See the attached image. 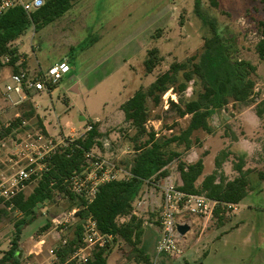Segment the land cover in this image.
I'll use <instances>...</instances> for the list:
<instances>
[{"label":"rangeland","instance_id":"374dc122","mask_svg":"<svg viewBox=\"0 0 264 264\" xmlns=\"http://www.w3.org/2000/svg\"><path fill=\"white\" fill-rule=\"evenodd\" d=\"M194 3L195 0H74L72 8L55 22L37 32L28 28L12 43L28 64L36 66L38 63L45 71L51 64L63 60L71 67V75L63 78L50 92L37 94L30 101L47 133L56 138L65 135L76 139L84 135L87 125L97 123L102 136L98 140L100 146L93 150L95 155L114 161L116 165L128 157L132 152L128 137L133 135V130L124 123L119 106L135 91L146 88L172 63L182 62L201 49L209 28L196 16ZM200 7L214 20L225 40L234 39L236 56L254 65L255 103L247 107L228 105L213 117L214 134L195 132L198 143L187 151L180 150L179 160L187 164L199 159L203 161L199 185L215 170V158L222 150L238 147L246 153L245 169L253 171V184L264 186L256 176V172L264 167V61L255 51L260 39L258 23L264 22V0H201ZM151 49H157L162 61L147 74L144 61ZM10 72V67L1 59L0 111L8 107L3 94L10 81ZM75 84L79 86L77 92L73 90ZM193 88L191 82L185 98L193 97ZM176 99L171 91L162 97L160 107L153 112V115H159V120L149 121L147 129L167 136L171 133L167 129L172 128L175 132L185 127L187 118L178 119L173 111L163 114L169 109V101ZM256 109L262 111L260 118L255 114ZM179 160L168 165L175 181ZM236 160V154L231 155L222 166L227 179L236 176L232 170ZM33 187L29 185L25 194ZM144 189L143 186L139 195ZM249 200L254 210L232 230L225 225L218 227L216 220L210 217L201 233L200 226L192 222L189 233L180 243L181 257L186 248L194 247L199 259L192 264H221L222 257L230 264H257L256 253L264 260V193L254 194ZM71 206L72 201L64 197L57 202L50 201L38 210L36 219L24 227L17 241L20 264H53L52 254L59 245L55 235L60 232L53 219L77 209L75 206L70 209ZM244 210L242 203L234 214L239 215ZM133 217L141 222L138 247L152 258L158 229L156 209L148 205ZM19 218V214H11L0 223V258L15 239L13 222ZM129 218H121L118 222L125 223ZM47 223L49 227L42 230ZM69 231L68 228L66 232L69 234ZM250 231L254 232L252 237ZM130 250L126 243L116 238L107 249V264H138L130 258Z\"/></svg>","mask_w":264,"mask_h":264},{"label":"trees","instance_id":"16d2710c","mask_svg":"<svg viewBox=\"0 0 264 264\" xmlns=\"http://www.w3.org/2000/svg\"><path fill=\"white\" fill-rule=\"evenodd\" d=\"M43 6L31 13L21 9H12L0 17V60L9 58L13 73L25 70V63L20 62L22 55L18 53L12 43L24 32L32 27L34 32L43 29L66 14L73 6L74 0H43ZM201 0H195L194 12L203 26L209 28V33L203 37L201 49L193 56L182 62H174L168 70L157 75L146 88H140L119 106L124 123L133 130L128 137L131 144V154L117 162L128 174L127 180H118L99 187L94 199L87 203L84 199L75 197L69 191V179L80 173L86 166L85 153L100 146L101 133L97 123H91V129L82 137L68 142L67 146L55 152L49 160L48 170L37 180L29 194L21 192L10 202L0 204V223L11 214H19L20 218L13 222L15 239L11 247L0 258V264H20L17 241L22 230L36 219L38 210L48 202H57L59 198L67 197L72 201V207H77L75 219L69 226L66 244L56 251L58 262L64 261L81 244L83 226L87 219L95 222L101 234L113 235L122 240L130 248V258L138 264H151V258L139 246L141 236L140 220L130 216L132 204L138 197L145 182L153 176L169 174L168 165L179 160L181 151L192 148L198 140L194 133L201 131L206 135L214 134L213 117L228 105L240 104L247 107L255 103L253 92L255 88L254 65L236 56L234 39L225 40L215 26L214 20L208 18L200 7ZM260 29L259 40L255 51L264 61V22L258 23ZM162 58L157 49L147 52L144 61L145 72L151 74ZM193 83L190 99L185 98L187 88ZM55 87V86H54ZM176 95V101H169V109L163 114L175 112L178 119L187 118L185 127H180L169 135H158L149 130V121L159 120V115H153L159 108L162 97L170 91ZM22 113L21 119H35V124L42 128V120L35 115L30 105ZM258 118L262 111L256 109ZM21 120H15L12 128L4 129L2 136L12 134ZM194 139V140H193ZM236 141L235 136L232 142ZM236 154V162L232 170L236 176L227 179L222 166L231 155ZM246 153L238 147L222 150L215 158V170L205 176L199 185L197 182L203 174L204 164L201 159L187 164L178 161L176 188L184 193L203 195L215 201L217 207L212 219L219 226L228 221L225 211L226 204H239L249 192L257 188L253 184L250 169H245ZM258 182L264 181V167L256 172ZM130 217L125 223L118 220ZM49 227L47 223L42 230ZM107 248L93 251L89 264H107Z\"/></svg>","mask_w":264,"mask_h":264},{"label":"built area","instance_id":"2783aa9c","mask_svg":"<svg viewBox=\"0 0 264 264\" xmlns=\"http://www.w3.org/2000/svg\"><path fill=\"white\" fill-rule=\"evenodd\" d=\"M43 3V0H0V17L17 8L31 13L40 9ZM3 61L8 64L9 58L5 57ZM69 72L67 61H61L45 71L25 69L18 73H9L10 81L5 85L3 94L8 107L0 111V204L10 202L29 185H34L48 170L50 157L74 140L63 135L57 138L50 136L44 126L40 128L35 124L33 118L21 119L22 113L27 111L26 105L35 110L30 102L35 95L50 92ZM15 120L21 121L16 124L14 135L2 136L3 130L12 128ZM90 129L91 126L87 125L85 132ZM11 136L15 138L12 139ZM84 158L86 166L80 173L70 177L68 185L69 191L75 197L82 198L87 203L94 199L100 186L128 179V174L114 161L101 159L93 151L85 153ZM144 187L143 194L132 204L130 216H137V211L148 205L155 207L159 236L151 264H174L181 257L180 243L183 238L177 232V225H188L191 228L187 216L212 217L217 203L203 195H192L178 190L171 173L151 177ZM224 208L228 216L238 209L236 204H226ZM76 210L73 208L53 219L54 226L60 231L55 235L59 245L52 254L53 264H89L93 251L109 247L117 238L101 234L95 222L87 219L80 246L64 261L58 262L56 251L66 244V230L74 221Z\"/></svg>","mask_w":264,"mask_h":264},{"label":"crops","instance_id":"0c3cea01","mask_svg":"<svg viewBox=\"0 0 264 264\" xmlns=\"http://www.w3.org/2000/svg\"><path fill=\"white\" fill-rule=\"evenodd\" d=\"M20 62H24L25 63V69H27L28 71H38L39 69L42 70L40 68V66L38 65V63H37L36 66L35 65L28 64L27 63V59L24 56H22L20 58ZM51 65H53V64H51ZM50 66H48V67H50ZM69 75H71V67H70V72L66 76H69ZM73 90L77 92L79 90V86L77 84H75V86H73ZM119 113H120V115L122 114L121 112H119ZM42 126H44L43 125V122H42ZM63 136H65V135H63ZM261 183H264V181L261 182ZM263 193H264V186H263V184H261V185L257 186V188L254 191L249 192L248 195L239 204H237V207H238L240 204L243 203V207L245 208V210L243 212H241L239 215L232 214L231 216L228 217V221L224 224L225 226L229 227L228 230H230V229L232 230L233 228H237L238 227V224L241 222V220L244 217L248 216L249 213L251 214L252 210H254L253 204L249 200L250 196H252L254 194H263ZM189 219H190L189 221L191 223L193 222L196 226H200V231L202 233L203 230H204V228H205V226H206V224H207V222H208V220L210 218L209 217H191ZM232 223H234V224H232ZM220 228H223V226L220 227ZM253 231L255 232V230H253ZM253 231H250V233H249L251 237L254 235V232ZM158 236H159V234H158V229H157V240H158ZM156 243H157V241H156ZM156 243H155V245H156ZM198 244H199V241H198ZM254 247L255 246L253 245V248ZM193 249H194V247L191 248V249L186 248L184 250V253H182L183 254L182 257H181L182 259L180 258L178 260H175L174 261V264H192L193 261H196L197 259H199V256L197 254V251H195ZM203 257H206V256H203ZM255 258H256L255 260L257 261V264H264V260L261 257L257 256V253H256ZM261 260H263V262ZM221 264H230V262L228 260H226L225 257H222L221 258Z\"/></svg>","mask_w":264,"mask_h":264},{"label":"water","instance_id":"95a60500","mask_svg":"<svg viewBox=\"0 0 264 264\" xmlns=\"http://www.w3.org/2000/svg\"><path fill=\"white\" fill-rule=\"evenodd\" d=\"M176 228L180 237H184L190 231V227L188 225H177Z\"/></svg>","mask_w":264,"mask_h":264}]
</instances>
